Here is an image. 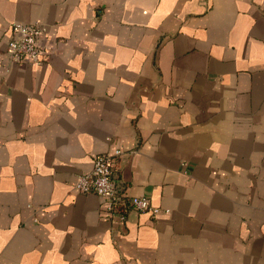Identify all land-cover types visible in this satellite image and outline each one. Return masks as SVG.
Masks as SVG:
<instances>
[{
  "label": "crops",
  "instance_id": "1",
  "mask_svg": "<svg viewBox=\"0 0 264 264\" xmlns=\"http://www.w3.org/2000/svg\"><path fill=\"white\" fill-rule=\"evenodd\" d=\"M114 148L167 212L71 189ZM0 264H264V0H0Z\"/></svg>",
  "mask_w": 264,
  "mask_h": 264
},
{
  "label": "built area",
  "instance_id": "2",
  "mask_svg": "<svg viewBox=\"0 0 264 264\" xmlns=\"http://www.w3.org/2000/svg\"><path fill=\"white\" fill-rule=\"evenodd\" d=\"M44 32L45 27L38 22L13 24L5 45V54L14 61L39 63L45 57L39 43ZM120 153V148L96 153L91 168L76 175L71 182V189L96 194L100 199V213L115 222H122L128 209L147 211L151 214L167 212L166 208L152 205L146 196L133 195L126 191L124 184L112 171Z\"/></svg>",
  "mask_w": 264,
  "mask_h": 264
}]
</instances>
